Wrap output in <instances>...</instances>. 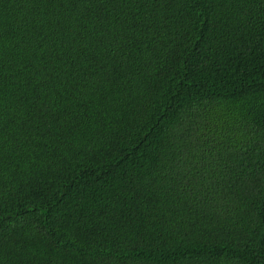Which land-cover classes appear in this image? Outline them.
<instances>
[{"label": "trees", "instance_id": "1", "mask_svg": "<svg viewBox=\"0 0 264 264\" xmlns=\"http://www.w3.org/2000/svg\"><path fill=\"white\" fill-rule=\"evenodd\" d=\"M0 264H264V0H0Z\"/></svg>", "mask_w": 264, "mask_h": 264}]
</instances>
